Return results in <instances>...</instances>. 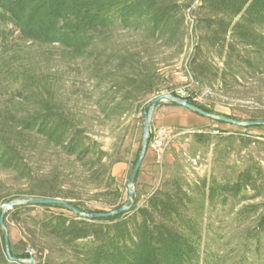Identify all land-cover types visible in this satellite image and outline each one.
<instances>
[{
	"label": "trees",
	"instance_id": "1",
	"mask_svg": "<svg viewBox=\"0 0 264 264\" xmlns=\"http://www.w3.org/2000/svg\"><path fill=\"white\" fill-rule=\"evenodd\" d=\"M114 31L140 34L145 41L174 50L176 57L185 53L191 32L195 42L186 69L199 92L239 84L247 73L264 74V0H0V51L17 33L23 42L59 46L73 59L95 54L99 60ZM19 96L22 100L0 108V170L25 183V190L7 201L0 199V208L27 196L70 201L89 215L125 205L129 210L86 218L60 205L15 207L4 223L21 225L25 239L16 244L9 239L16 261L10 259L0 225V264H26L33 257L29 247L50 254L39 264H56L51 255L65 257L63 264H264L261 162L253 161L230 181L211 176L190 182L173 176L143 203L138 197L130 202L111 173L116 162L83 123L46 98ZM186 99L199 106L193 98ZM129 100L125 95L115 104L113 95L101 112L108 118L121 114ZM50 149L73 157L84 170L85 182L99 187L107 183L108 210L91 209L61 189L58 171L38 169ZM219 209L232 216L233 225L243 227L229 251L205 223L206 213Z\"/></svg>",
	"mask_w": 264,
	"mask_h": 264
},
{
	"label": "rangeland",
	"instance_id": "2",
	"mask_svg": "<svg viewBox=\"0 0 264 264\" xmlns=\"http://www.w3.org/2000/svg\"><path fill=\"white\" fill-rule=\"evenodd\" d=\"M194 42L190 32L185 53L176 57L174 50L145 41L140 34L114 31L102 59L98 60L95 54L73 59L59 46L23 42L16 33L0 51V108L9 101L22 100L19 98L22 93L33 94L43 101L46 98L73 114L89 129L92 139L101 145L109 159L116 162L111 173L127 200L128 181L143 150L145 113L149 112L150 102L161 95H174L186 89L190 98L198 99L199 106H195L209 114L260 124L240 127L219 123L172 106L169 101L160 102L151 127L170 128L173 134L162 163L157 162L149 146L132 186L134 197L143 203L173 176H183L190 182L211 176L219 181L233 180L253 161L264 166V148L258 143H264V74L247 73L239 84L214 92H199L186 69ZM218 67H222L220 62ZM144 89L152 93L144 94ZM113 95H116L115 104L125 95L130 100L123 103L121 114L108 118L101 107L109 104ZM38 169L45 173L58 171L61 189L74 194L91 209H107L108 200L104 196L107 183L99 187L85 182L84 170L73 157L50 149ZM24 190L25 183L0 170V199L7 201ZM0 211L2 215L3 206ZM231 217L220 209L207 212L205 216L209 233H216L225 243L224 251L236 246L235 238L243 231V227L232 224ZM1 231H7L14 244L25 239L21 225L11 222L7 227L4 223ZM27 251L37 259L36 264L50 256L48 252L42 254L30 247ZM51 258L56 264H63L66 259L57 255ZM28 260L24 263L30 264Z\"/></svg>",
	"mask_w": 264,
	"mask_h": 264
},
{
	"label": "water",
	"instance_id": "3",
	"mask_svg": "<svg viewBox=\"0 0 264 264\" xmlns=\"http://www.w3.org/2000/svg\"><path fill=\"white\" fill-rule=\"evenodd\" d=\"M162 101H169L171 103H174L190 112H193L195 114L204 116L206 118L215 120V121H219V122H224L230 125H236V126H240V127H250V126H258L260 123L258 122H239L224 116H216V115H212L209 114L205 111H203L202 109H200L199 107L193 105L192 103H190L187 99H182L179 97H176L174 95L171 94H164L161 95L157 98H155L153 101L150 102V109L148 113H145V122H144V132H143V150L142 153L136 163V166L130 176V179L128 181V197H129V201L133 202L134 200V191L132 189V186L136 180V177L140 171V168L143 164V161L145 159L146 153L148 151L149 148V141H150V128L152 125V118H153V114L155 111L156 106L162 102ZM44 205H60L63 206L65 208H67L68 210H70L71 212L75 213L76 215H79L81 217H86V218H107V217H111L114 216L116 214H120L122 212L128 211L129 210V206L125 205L123 208L118 209L116 211H112L109 213H105V214H86L83 213L82 211H80L79 209L75 208L70 201H65V200H60V199H49V198H43V197H21V198H17L14 199L8 203H5L3 205V212L2 215L0 217V225L4 226V218L5 215L8 211L14 209L15 207H21V206H44ZM6 235H5V239H6V251L8 256L10 257V259L15 260L11 254H10V245H9V234L7 231ZM30 264H36L34 258H30L29 260Z\"/></svg>",
	"mask_w": 264,
	"mask_h": 264
},
{
	"label": "built area",
	"instance_id": "4",
	"mask_svg": "<svg viewBox=\"0 0 264 264\" xmlns=\"http://www.w3.org/2000/svg\"><path fill=\"white\" fill-rule=\"evenodd\" d=\"M177 96L182 99L190 98V93L186 89H180ZM194 99V98H193ZM198 102V99H194ZM173 132L170 128L151 127L150 128V148L152 149L158 163H162L167 146Z\"/></svg>",
	"mask_w": 264,
	"mask_h": 264
}]
</instances>
